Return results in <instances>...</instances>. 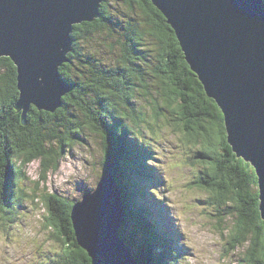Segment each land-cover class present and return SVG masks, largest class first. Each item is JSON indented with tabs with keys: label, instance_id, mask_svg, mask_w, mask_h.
Instances as JSON below:
<instances>
[{
	"label": "trees",
	"instance_id": "16d2710c",
	"mask_svg": "<svg viewBox=\"0 0 264 264\" xmlns=\"http://www.w3.org/2000/svg\"><path fill=\"white\" fill-rule=\"evenodd\" d=\"M99 12L93 20L74 25L68 61L58 68L69 87L54 111L30 105L23 120V110L15 107L19 97L16 66L9 57H0V216L15 213L7 209H12V200L21 196L24 168L40 158L45 171L55 170L64 145L77 139L85 126L100 133L104 145L100 177L110 160L115 184L135 212L138 208L129 200L137 191L131 187H137L140 165L149 161L145 153L152 155L147 148L136 153L138 149L128 134L139 127L141 111L136 100L155 102L164 84L170 90L172 105L176 103L175 121H181L188 141L201 143L199 153L209 164L202 171L205 177L200 176V183L206 182L212 191L205 201L214 205L220 220L233 216L228 237L234 243L250 241L247 264H264V219L255 169L228 143L224 115L185 59L166 18L151 0H103ZM105 38L109 42H104ZM79 39L87 45L81 46ZM114 48H119L121 55ZM54 139L60 148L48 146ZM44 202L46 228L64 244L50 263L91 264L87 251L78 243L71 218L76 203L57 193L46 196ZM226 202L229 208H223ZM15 218L18 215L12 217V222ZM130 219L144 232V238L139 240L137 232L131 233L139 264H146L147 259V264H167L158 260L173 261L174 257L177 262L178 251L171 249L168 242L155 241L151 226L139 217ZM154 243L165 249L146 254Z\"/></svg>",
	"mask_w": 264,
	"mask_h": 264
},
{
	"label": "water",
	"instance_id": "95a60500",
	"mask_svg": "<svg viewBox=\"0 0 264 264\" xmlns=\"http://www.w3.org/2000/svg\"><path fill=\"white\" fill-rule=\"evenodd\" d=\"M102 1L0 0V57H9L16 66L19 97L15 107L23 110V120L30 105L54 111L61 104L69 85L58 68L68 61L71 25L99 16ZM151 1L173 29L208 96L220 107L228 143L254 167L264 219V2ZM106 166L96 191L73 207L77 240L92 256V264H138L120 236L123 204L110 160ZM96 199L97 211H87ZM80 225L84 233L79 232ZM111 251L122 257L106 259Z\"/></svg>",
	"mask_w": 264,
	"mask_h": 264
},
{
	"label": "rangeland",
	"instance_id": "374dc122",
	"mask_svg": "<svg viewBox=\"0 0 264 264\" xmlns=\"http://www.w3.org/2000/svg\"><path fill=\"white\" fill-rule=\"evenodd\" d=\"M75 24L76 22L71 25L72 30ZM106 41L108 40L105 38L104 42ZM78 42L81 46L87 45L84 40L79 39ZM98 45L99 43L96 44ZM114 50L121 55L119 48ZM169 93L167 86L161 84L155 102L142 98L136 100L137 108L141 111L138 116L139 127L130 130L128 136L138 149L136 153L141 154L147 148L151 150L152 157L145 153L149 162L145 161L144 165H140L139 182L135 183L137 187H131L137 191L136 196L131 195L133 200H129V203H134L138 208L135 212L118 187L125 215L123 227H120L121 236L128 247L136 252L128 244L131 233L135 228L139 230L130 219L136 216L151 226V231L166 230L170 235L168 246L171 249L174 250L173 246L177 242L182 246L178 264H247L250 241L238 244L234 243L232 237L227 238L233 225V216L220 220L214 205L205 201L212 191L206 186V182L200 183V176H204L202 171L209 164L199 153L201 143L188 141L181 121H175L173 106L176 103L172 105ZM79 134L77 139L61 147L55 170L48 168L45 171L40 158L24 168L20 184L23 188L21 196L19 200H12V209H7L10 213H15L10 218L0 216V264H35L34 250L41 257L36 264H44L46 260V264H56L50 261L56 257V253L60 254L64 244L60 240L62 238H56L46 228L43 198L58 193L76 203L89 191H96L102 179L100 174L105 153L100 133L85 126ZM48 146L60 148L55 139ZM153 163L158 164L157 170L151 168ZM159 198L164 203L162 206L156 205ZM223 208H229V204L226 202ZM16 215L20 218H15L16 221L12 222L11 218ZM136 236L140 238V235ZM16 243L17 253L13 252ZM24 243L27 246L25 252L21 253L19 249ZM159 244L151 246L156 250L161 247ZM89 258L92 264V256Z\"/></svg>",
	"mask_w": 264,
	"mask_h": 264
},
{
	"label": "bare ground",
	"instance_id": "6f19581e",
	"mask_svg": "<svg viewBox=\"0 0 264 264\" xmlns=\"http://www.w3.org/2000/svg\"><path fill=\"white\" fill-rule=\"evenodd\" d=\"M149 162V161H148ZM153 165V167H154V169H156L157 170V167H158V164H156V163H153L152 164ZM152 165H150V166H152ZM93 192V191H92ZM92 192H90L91 194H92ZM45 198V197H44ZM44 198H43V201H44ZM160 198L159 199H157L156 201H157V204L156 205H158V206H162L164 203L160 200ZM73 202H74V200H72ZM80 203V201L79 202H76V205H74L73 207H75V206H77L78 204ZM88 205V204H87ZM99 205V200L97 201V200H94V201H92V202H90L89 203V205H88V209H87V211H90V210H93V211H97V209H98V206ZM85 208V211H86V207H84ZM77 211L76 209H73L72 211ZM114 216V215H113ZM113 216H109V219L110 220H112V218H113ZM73 215H71V218L73 219ZM90 216L89 215H87V218H89ZM91 218H92V216H91ZM93 221H92V219H91V224L89 225V226H91L93 223H92ZM75 223L78 225V223H77V220H75ZM123 227V225L121 226V228ZM79 232L80 233H84V227L82 226V225H80L79 226ZM227 238H228V236H227ZM161 243V242H160ZM178 243V242H177ZM155 244V243H154ZM165 249V247L163 248V247H160V248H158V249H156L155 250V248L154 247H152L151 245H150V247L148 248V251H146V254L149 252V254L151 253V254H154V253H157V252H162L163 250ZM131 251V250H130ZM168 253H169V251H168ZM138 254V253H137ZM150 254V255H151ZM131 255L135 258V253H133V252H131ZM122 257V255H120V256H118V252L117 251H111L110 252V254L108 255V257H107V254L105 255V258L107 259V258H111L112 260H115L116 259V261L117 260H119L120 258ZM152 257H153V255H152ZM147 258H149L148 256H147ZM136 259V258H135ZM167 259L169 260V258H162V259H159L158 260V262H166L167 261ZM140 262H142L143 263V261L142 260H139ZM150 261H149V259H147V261L145 260V263L147 264V263H149ZM167 264H178V262H176V257H174V260L172 261V260H169V261H167Z\"/></svg>",
	"mask_w": 264,
	"mask_h": 264
}]
</instances>
